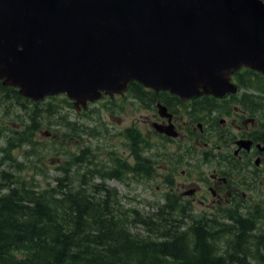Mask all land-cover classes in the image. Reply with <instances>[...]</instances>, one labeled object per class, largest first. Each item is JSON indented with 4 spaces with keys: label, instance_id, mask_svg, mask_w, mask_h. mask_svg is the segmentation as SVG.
Segmentation results:
<instances>
[{
    "label": "water",
    "instance_id": "95a60500",
    "mask_svg": "<svg viewBox=\"0 0 264 264\" xmlns=\"http://www.w3.org/2000/svg\"><path fill=\"white\" fill-rule=\"evenodd\" d=\"M243 66L264 75V0H0V80L33 101L86 108L129 82L220 96Z\"/></svg>",
    "mask_w": 264,
    "mask_h": 264
},
{
    "label": "trees",
    "instance_id": "16d2710c",
    "mask_svg": "<svg viewBox=\"0 0 264 264\" xmlns=\"http://www.w3.org/2000/svg\"><path fill=\"white\" fill-rule=\"evenodd\" d=\"M236 78L240 86L263 96L256 98L257 102H264L263 75L244 69ZM127 93L141 97L152 92L132 82ZM0 94L7 98L3 103L12 104L22 99L21 109L27 113L29 105H34L31 114L34 120L42 118L37 114L39 110L49 111L51 102L72 108L65 97H48L35 103L19 95L16 89L1 84ZM66 126L75 129L74 122L66 121ZM27 130L14 131L13 137L8 139L9 146L13 142H17V146L29 142ZM81 151L86 154L92 150L88 144H83ZM3 159H10L15 167L19 164L9 153H5ZM76 159L83 161L82 157ZM75 164V160L70 162V165ZM108 173L110 177L121 176L116 164L101 160L86 170L78 186L89 184V179L95 177L110 178ZM13 177L12 172L1 173L7 185L0 183V188L7 186V190L0 193V264H264V211L260 214L249 207L245 215L226 214L231 224L213 223L218 230L208 228L211 220L206 219L204 223L192 220L189 231L175 224L178 214L165 212L168 204H158L160 208L146 219L134 220L136 211L122 207L117 192L98 182L92 187L93 192H104L103 199L85 193V189L71 187V182L63 184L67 178L58 177L54 188L38 189L26 182L23 175L9 186ZM59 189L63 193H59ZM130 220L142 225L148 239L138 238L128 231L126 225Z\"/></svg>",
    "mask_w": 264,
    "mask_h": 264
},
{
    "label": "flooded vegetation",
    "instance_id": "af4514ba",
    "mask_svg": "<svg viewBox=\"0 0 264 264\" xmlns=\"http://www.w3.org/2000/svg\"><path fill=\"white\" fill-rule=\"evenodd\" d=\"M128 89L124 94L105 95L86 108L74 107V111H83L79 117H88L100 106L123 109L137 105L129 102H136L147 111L118 131L122 140L109 141L107 150L98 155L99 149L86 143L91 153L95 152L89 167L101 160L118 166L121 176L110 177L108 173L110 178L103 179L101 186L111 188L107 180L120 183V189L113 188L114 192L121 205L125 204L120 201L122 197L126 200V196H131L129 201H134L135 206L125 204V209L136 211L134 220L140 219L138 213L156 212L158 204H168L165 212L178 214L175 224L189 231L192 223L188 225L185 221L204 223L208 216L213 219L212 216L225 217L229 213L245 215L249 207L262 214L264 102L256 100L262 95L239 92L245 91L240 89L223 96L199 94L181 99L148 89L151 94L138 97L129 95ZM6 100L0 94V105L7 104L3 103ZM158 103L167 108L170 117L159 115ZM154 123L171 125L176 136L158 132ZM138 125L144 130L142 136L133 132ZM94 136L97 135H90Z\"/></svg>",
    "mask_w": 264,
    "mask_h": 264
},
{
    "label": "rangeland",
    "instance_id": "374dc122",
    "mask_svg": "<svg viewBox=\"0 0 264 264\" xmlns=\"http://www.w3.org/2000/svg\"><path fill=\"white\" fill-rule=\"evenodd\" d=\"M246 93H257V91L246 88ZM129 103L137 105L124 107L123 109L115 106L104 109L103 106H100L91 116L79 117L83 111L77 113V111L75 112L73 108L67 105L62 106L59 103L51 102L49 111L42 107L44 110L37 112L42 118L35 120L31 115L34 111V108H32L34 106L29 105L28 114L21 109L22 99L18 102L14 101L12 104L9 102L5 105L1 104L0 125L6 128H0V131H3L0 134V183L7 185V180L1 178L3 171L14 173L12 181L8 184L9 186L13 185L15 178L17 177L18 179L20 175H23L26 178V182L33 183L38 189L54 188L58 184V177L60 179L67 178L63 180V184L71 182V187L85 189V193L103 199L105 193H94L92 188L96 182L102 184L104 182L103 179L95 177L89 179V184L78 186L79 180L83 178L86 170L95 167L88 166V162L93 161L95 152L83 154L81 145L86 144L87 141L92 143L99 149L96 152L98 155L99 152L107 150L109 141L118 143L122 140L118 131L132 124L141 114L147 113L140 104L136 102ZM94 107H98V105ZM54 110L56 112L53 115ZM65 115L68 116L64 122L63 118ZM66 121L75 123L74 131L66 126ZM34 123L37 126L35 129L30 128L32 129V131H29V134L32 133L30 141L22 143L19 146H17V142H13L12 147L9 148L8 139L13 137V132H23L25 127L27 128ZM89 127H95L96 129L90 131ZM135 131L140 133V136L144 132L139 125L133 129V132ZM90 135L97 136L91 138ZM5 153H9L15 158V161L19 163L17 167L12 165L10 159H3ZM76 157H82L83 161H78ZM74 160L76 164L70 165V162ZM106 182L109 187L120 189V183H114L113 180H107ZM6 187L3 186L0 188V193L5 192L7 190ZM62 189L66 190L65 187ZM59 193H63L61 189H59ZM127 194L131 193L127 192ZM130 198L131 196H126L125 200L122 197L120 201L127 205L135 206L134 201H129L131 200ZM147 215V213H138L141 219H146ZM195 216L191 217V219H194ZM219 217L216 218V223L231 224L226 217ZM190 222L192 221H185L188 225L191 224ZM214 226L210 224L208 228L218 230ZM126 227L132 235L138 238L148 239L144 234L141 224L139 225V223H134L130 220Z\"/></svg>",
    "mask_w": 264,
    "mask_h": 264
},
{
    "label": "bare ground",
    "instance_id": "6f19581e",
    "mask_svg": "<svg viewBox=\"0 0 264 264\" xmlns=\"http://www.w3.org/2000/svg\"><path fill=\"white\" fill-rule=\"evenodd\" d=\"M155 204V203H154ZM152 206V205H151ZM149 207V206H148ZM153 207H154V205H153ZM154 209V208H153ZM130 210V209H129ZM132 211V210H131ZM220 218V217H219ZM133 225V224H132ZM140 225V224H139ZM134 227V226H133ZM135 228V227H134Z\"/></svg>",
    "mask_w": 264,
    "mask_h": 264
}]
</instances>
